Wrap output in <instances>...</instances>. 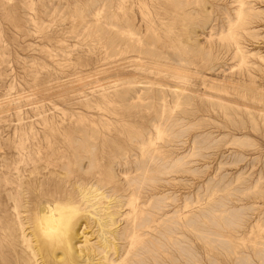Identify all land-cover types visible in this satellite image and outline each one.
Masks as SVG:
<instances>
[{
	"label": "rangeland",
	"instance_id": "rangeland-1",
	"mask_svg": "<svg viewBox=\"0 0 264 264\" xmlns=\"http://www.w3.org/2000/svg\"><path fill=\"white\" fill-rule=\"evenodd\" d=\"M117 1L0 0V264H264V0L247 7L244 62L219 29L233 0H192L200 16L174 42V0ZM159 2L167 23L144 30L140 10ZM125 20L169 62L173 43L188 46L192 89L202 77L258 89L237 98L255 112L193 97L178 121L152 99L157 85L133 106L103 100Z\"/></svg>",
	"mask_w": 264,
	"mask_h": 264
},
{
	"label": "bare ground",
	"instance_id": "bare-ground-1",
	"mask_svg": "<svg viewBox=\"0 0 264 264\" xmlns=\"http://www.w3.org/2000/svg\"><path fill=\"white\" fill-rule=\"evenodd\" d=\"M251 1L252 0H233L232 4H233V10H234V18L227 16L226 24L223 25L221 23L222 25H220V27H219V29L221 30V37L227 39L230 42V47L233 48L234 55L235 56L240 55L242 62L245 61V57H244L242 50H241V47H240L241 32L246 31V28H247V24H248L247 19L250 16V10H248L247 7L249 6ZM123 3H124V0L117 1V3H116L117 7L121 9L122 7H124ZM140 4H144L143 0H140ZM192 4H193L192 0H174V4H172L171 10H170V21L172 22L173 27L176 28L174 36H172L173 42L179 41L180 38L183 36V34H189L191 32L193 25L196 23L195 20H196L197 16H200L201 12H198V10L196 8H193ZM158 6H159L158 7L159 9H157L156 12H154V13L145 12L144 10H140L141 11V13H140L141 20L144 21V30H152L157 26V24L163 25V24L167 23V20L169 19V17L165 15L164 11H162L164 5L159 2ZM112 17L115 18L116 20L118 18L114 13H113ZM115 25L117 26V24H115ZM124 26L128 27V33L126 35L127 37L125 36L123 39H120V40H118L117 38H114L113 40L110 41L112 44L111 46H114L110 50V53H109V56L112 58V60H111L112 66L110 67V69H107V72H106V73H109L108 79H111L109 81L110 85H109V87H107V86H105V88L102 87V89H100L101 91H99L102 94L103 100H105L106 102L120 103V102L125 101L127 103H131L132 106L135 105L136 103L140 104V103H143L145 101L144 100V95H145L144 89H146V90L148 89V90L153 91L154 86L157 85V87L159 89V91H158L159 94L155 93L153 91L152 92V99L157 98V100L160 101L159 102L160 103V110L163 112L166 111L168 106H169L171 108V115L176 116L178 121L185 119V117L187 115H190L189 112H186V111H187V106L190 105L191 102L193 101V97H195V98L198 97L199 100L202 98L203 99L207 98L210 101H212V105H214L213 102H216L218 104V106L223 110H226L228 108V106H235V107H238L240 109L247 110V112L249 114H253L252 113L253 111L255 112V107L253 110V108H251L250 106H247L245 104H240L237 102L238 101L237 98L238 97H241V98L245 97V96H247L246 95L247 93H251L253 95H254V93H256V95H257V92L259 93L258 89L248 86L249 88H247L245 90L246 93H243V94L239 93V91H237L239 89L237 87H239V86H236L238 84L235 83L236 85H234L233 82H230L231 79L229 81V80H226L227 78L222 80L223 82L221 84L225 83L224 85H226L227 82L230 83V85H232V87L234 86V90H235L234 92H231L226 88H223V89L214 88L212 86V84H208V83H210L209 79L203 78L201 76V74H200V76L202 77V79H201L202 84H200V85H202V87L200 88V86H199L198 90H196V88L192 89V86H193L192 80H194V77H196L199 72H196V71L194 72V70H192L190 67V64L193 61L191 62L189 59L193 55H188V49H187L188 46L187 45H185V46L184 45L182 46V44H177V45L175 44L174 45V43H173L172 51H173L174 57L169 62V59H167V60L164 59L166 57L165 56L166 51H160V52L158 51L157 54H153L154 51L150 52L152 49V47H151L152 43H149V45L144 46V44H143L144 41H143L142 37L140 36L141 32L136 31L138 28L136 24H133L132 21L130 22L129 20H125ZM130 39H131V41H133V43H131ZM162 49H163V47H162ZM210 50H212V49H210ZM131 51H136L137 56H133V57L128 56L127 57V55H125L127 52H131ZM120 53H121V55H120L121 57H119ZM122 55H124V56H122ZM196 55H197L196 59H200V56H198V54H196ZM198 64H200V63H198ZM206 66H207V64H206ZM101 70L102 69H100L99 71H101ZM196 70H197V68H196ZM200 71H202V70L200 69ZM146 72H149V73L159 72L162 76H164V78H160V79L151 78V77H149V75L146 74ZM103 75H104V73H103ZM226 77H227V75H226ZM198 78H196V79L198 80ZM92 79H93V77H92ZM95 79H96V77H95ZM217 80H218V78H217ZM234 82H236V81L234 80ZM237 82H239V81H237ZM107 83H108V81H107ZM241 83H243V82H241ZM216 84H217V82H216ZM243 84H245V83H243ZM59 87H61V86H59ZM240 87L242 88V85H240ZM55 88H57V87H55ZM62 88H64V86ZM59 90H61V88ZM108 90H112V92H107ZM210 90H214L216 93H213V91L211 93V92H209ZM166 91L170 92V96H169V94H167ZM260 92H262V91H260ZM131 93H133L135 96L133 97L131 95ZM221 93L226 94V96L228 95L229 97H225ZM168 97H170L171 100H168ZM260 98H261V96H260ZM255 99H257V98H255ZM263 100H264V97L262 96V101ZM136 101H138V102H136ZM239 101H241V100H239ZM247 101H245V102L247 103ZM256 101H255V103H257ZM256 106H257V104H256ZM202 107H204V105ZM156 108L157 109H155V113L158 112L159 106H157ZM194 112H195V110H194ZM184 113H186V114H184ZM257 113L260 115V117L263 119V122H264V103L262 104V107L257 110ZM161 121H163V118L160 121L155 122L153 124L154 129L158 132V134L161 133L162 131L165 132V129L162 127ZM146 128H150V127L146 126ZM146 130L148 131V129H146ZM147 134L148 135H146V136L141 134V141L138 142V144L140 146H137V147H139L138 149L142 152V154H145L146 151H148L144 141H147L149 138L152 137V135L150 133H147ZM135 141H137V140H135ZM155 149H158V148H155ZM191 149H192L191 153H192V155H194V152L197 149L196 143H193ZM140 213L142 216L143 215L142 212H140ZM41 217H42L43 221L45 222L44 223L45 232H46V234H48L47 227L49 228L51 226H54L52 216L46 210V211L41 212ZM142 225L143 224L140 222V224L138 226H134L133 228L137 229L139 226H142ZM51 234L53 237L56 236L55 233H51Z\"/></svg>",
	"mask_w": 264,
	"mask_h": 264
}]
</instances>
